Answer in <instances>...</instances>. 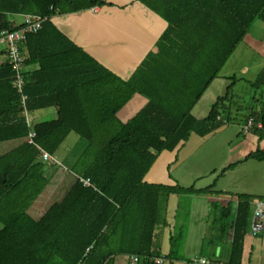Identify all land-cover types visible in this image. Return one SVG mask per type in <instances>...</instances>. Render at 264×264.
I'll list each match as a JSON object with an SVG mask.
<instances>
[{
  "label": "trees",
  "instance_id": "16d2710c",
  "mask_svg": "<svg viewBox=\"0 0 264 264\" xmlns=\"http://www.w3.org/2000/svg\"><path fill=\"white\" fill-rule=\"evenodd\" d=\"M140 2L167 28L155 51L122 81L51 22L102 7L106 0H0V33L22 29L28 16L43 20L41 30L27 34L24 42L25 62L39 64L40 70L23 74L22 94L12 87L10 66L0 64V144L22 141L0 157V264H114L118 256H161L155 230L162 204L172 194L192 190L149 185L144 177L160 153L172 152L192 134L203 138L221 127L218 109L229 99L231 85L204 120H196L191 111L254 22L264 20V0ZM15 17H22L23 23L17 26ZM252 87L264 88V69ZM134 95L147 103L121 123L117 114ZM50 107L56 108V120L27 125L24 113L29 117ZM258 118L264 129V114ZM31 131L35 138L28 144ZM70 134L86 143L72 164L75 182L34 221L27 210L48 185L40 150L54 158ZM248 158L264 161V150ZM80 178L91 186L84 187ZM250 202L238 197L233 221L230 208L219 211L225 235L218 239L225 240L232 230L223 264H242ZM183 236L178 230L172 237L168 261Z\"/></svg>",
  "mask_w": 264,
  "mask_h": 264
},
{
  "label": "crops",
  "instance_id": "0c3cea01",
  "mask_svg": "<svg viewBox=\"0 0 264 264\" xmlns=\"http://www.w3.org/2000/svg\"><path fill=\"white\" fill-rule=\"evenodd\" d=\"M13 22L18 26L23 19L17 23L14 18ZM51 22L76 47L122 81L129 80L148 53L155 51L158 39L167 28V23L140 0H106L102 7L57 16ZM24 54L28 60L26 50ZM0 56H4L0 64L7 63L4 47L0 48ZM263 69L264 20H257L191 111L196 120L207 118L231 83L229 99L218 109L221 127L203 138L192 134L172 152L160 153L144 177L143 181L149 185L192 190L170 195L160 210L155 242L161 256L170 255L171 239L178 230L184 234L174 259L168 264H193L197 258L223 264L232 230L228 229L225 240L218 239V235H225L221 230L220 209L230 208V221H233L238 197L251 199L250 215L255 203L264 199V161L248 158L258 150H264V129L256 121L264 114V88L252 87ZM39 70L37 63L24 64L23 72L27 76ZM146 103L145 98L134 95L118 112V120L128 122ZM33 113L37 118L43 114L50 116L51 120L37 124L57 119L56 108L50 107L30 112V124ZM250 117L254 118V127L246 130ZM21 142L0 144L5 148L0 157ZM52 167L43 170L48 185L27 210V215L34 221L39 220L50 206L59 203L72 186L68 188L65 177ZM58 196L60 200L46 208L47 202ZM251 222L252 216L249 226ZM205 243L209 244L204 246ZM126 263V256L114 260V264ZM242 264H264V231L256 238L246 234Z\"/></svg>",
  "mask_w": 264,
  "mask_h": 264
},
{
  "label": "built area",
  "instance_id": "2783aa9c",
  "mask_svg": "<svg viewBox=\"0 0 264 264\" xmlns=\"http://www.w3.org/2000/svg\"><path fill=\"white\" fill-rule=\"evenodd\" d=\"M43 20L32 16L26 17L24 19V25L22 29L14 32L3 31L0 33V46L5 48L7 64L10 66L13 73L12 87L19 93L22 94V89L24 86V64L26 57L24 54V42L26 40L27 34H36L41 30ZM24 98H22V101ZM26 118V123L30 127L29 117L24 113ZM219 120V117L217 118ZM254 118L250 117L246 123L245 129H252L254 127ZM31 128V127H30ZM35 138V133L30 132L28 135L27 143L33 144V139ZM40 158L42 161H51L52 165L57 163L52 157H50L46 152L40 150ZM79 182L84 187H90L91 183L88 179H78ZM264 231V202L257 201L255 203V208L252 214V222L249 228L248 235L250 237L256 238ZM127 257L126 264H168V260L164 256H158L154 258H149L142 260L136 255H130ZM193 264H217L213 263L207 259H194Z\"/></svg>",
  "mask_w": 264,
  "mask_h": 264
},
{
  "label": "rangeland",
  "instance_id": "374dc122",
  "mask_svg": "<svg viewBox=\"0 0 264 264\" xmlns=\"http://www.w3.org/2000/svg\"><path fill=\"white\" fill-rule=\"evenodd\" d=\"M15 20L17 23H20L22 21L21 17H15ZM1 46L0 48H2ZM4 61V56H0V62ZM231 85V83H230ZM31 118L33 117V121L30 124V127L37 124L41 121L51 120L50 116L48 114L39 115L40 117L37 118V116L33 114H30ZM32 125V126H31ZM86 146V143L83 140H80L75 134H70L64 142L61 144L59 149L56 151L54 155V160L57 163H54L53 167L56 169L57 173L62 174L65 178V184L69 188L73 182L75 181L74 173L71 171L72 164L74 165V161L77 160L78 155L81 153L82 149H84ZM4 147V146H3ZM3 147H0V155H2V151L5 149ZM80 152L79 154H77ZM44 164V170L52 167L51 161H42ZM52 167V168H53ZM66 187V186H65ZM68 190V189H66ZM60 200V196L56 197L55 199H51L50 202H47L46 208L48 204L50 205L53 202H58ZM39 216V215H36ZM1 228V225H0Z\"/></svg>",
  "mask_w": 264,
  "mask_h": 264
}]
</instances>
